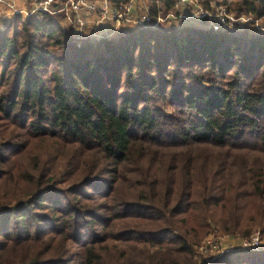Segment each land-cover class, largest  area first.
Here are the masks:
<instances>
[{"label": "trees", "instance_id": "trees-1", "mask_svg": "<svg viewBox=\"0 0 264 264\" xmlns=\"http://www.w3.org/2000/svg\"><path fill=\"white\" fill-rule=\"evenodd\" d=\"M198 1L264 17V0ZM254 226L263 33L137 28L78 42L41 11L0 22V264H198L212 227ZM212 264H264V250Z\"/></svg>", "mask_w": 264, "mask_h": 264}, {"label": "built area", "instance_id": "built-area-1", "mask_svg": "<svg viewBox=\"0 0 264 264\" xmlns=\"http://www.w3.org/2000/svg\"><path fill=\"white\" fill-rule=\"evenodd\" d=\"M25 7H18L16 0H0V22L8 23L13 17L24 18L36 12L58 16L59 24L70 31L73 38L103 40L132 29H155L163 26L183 27L200 25L214 31H235L246 25L264 34V17L255 19L246 14H236L224 5L205 9L198 0H173V10L163 13L158 7L152 12L144 0H23ZM143 1V2H142ZM208 235L195 248L198 264H212L234 250L262 251L258 235L245 237ZM228 241L225 247L222 242ZM236 241L241 243L233 248ZM235 242V243H234ZM200 256V257H199Z\"/></svg>", "mask_w": 264, "mask_h": 264}, {"label": "rangeland", "instance_id": "rangeland-1", "mask_svg": "<svg viewBox=\"0 0 264 264\" xmlns=\"http://www.w3.org/2000/svg\"><path fill=\"white\" fill-rule=\"evenodd\" d=\"M195 26H197V25H191V26H187V27H192V28H197V27H195ZM173 26L172 25H170V26H163V28L164 29H168V28H172ZM249 28V30H253L251 27H248ZM99 229V228H98ZM236 234H238V235H241V234H239V233H236ZM258 235L259 237H260V239H261V241H262V243H263V246H264V226L263 227H258V226H254V227H252L251 229H250V234H248V235H246V236H249V235ZM208 235H212V236H220V237H222L223 236V234H222V231L221 230H217V229H214L213 227L210 229V232H208L207 234H204V236L202 237V239L197 243V244H195V248H197V246L199 247V245H200V243H201V241L203 240V238L204 237H206V236H208ZM228 235H230V234H228ZM230 236H233V235H230ZM235 236H237V235H235ZM234 237V236H233ZM244 237V236H243ZM246 238V237H245ZM235 243V242H234ZM241 243V241L240 242H238V241H236V243L235 244H232L233 245V248L235 249V247H239V244ZM228 244V241H224V242H222V247H225L226 245ZM200 257V256H199Z\"/></svg>", "mask_w": 264, "mask_h": 264}, {"label": "crops", "instance_id": "crops-1", "mask_svg": "<svg viewBox=\"0 0 264 264\" xmlns=\"http://www.w3.org/2000/svg\"><path fill=\"white\" fill-rule=\"evenodd\" d=\"M16 2H17V6L18 7H25V3H24V1L23 0H16ZM143 2V1H142ZM214 4L213 3H211V6H213ZM158 6V8L163 12V8L162 7H160L159 5H157ZM195 27H197V28H201V29H206L205 27H203V26H200V25H197V26H195ZM124 32H125V30H124Z\"/></svg>", "mask_w": 264, "mask_h": 264}]
</instances>
